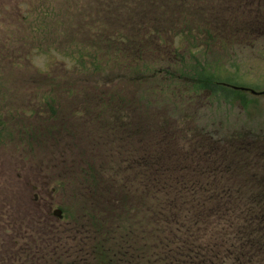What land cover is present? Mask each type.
Wrapping results in <instances>:
<instances>
[{"label": "trees", "instance_id": "trees-1", "mask_svg": "<svg viewBox=\"0 0 264 264\" xmlns=\"http://www.w3.org/2000/svg\"><path fill=\"white\" fill-rule=\"evenodd\" d=\"M96 1L107 8L113 4L118 10L101 16L97 8L88 7V12L95 11L97 16L89 20L83 13L73 16L60 7L56 20L51 22L58 23L57 31L67 37L71 36L67 31L75 37V33L83 35L81 27L93 29L91 40H86V35L81 37L86 43L70 40L74 46L84 45L76 61L81 60V54L88 58L91 55L92 67L98 69L96 74L103 70L107 76L108 70H115L128 87L127 94L110 91L97 103L103 110L96 112V120L113 124L108 136L118 141L102 145L100 141L105 137L99 133V138L85 139V145L74 139L65 143L66 152L78 156H86L87 146L94 156L104 153L103 158L113 146L118 148L114 156L117 169L106 186L96 187L97 192H89L87 199L82 196L86 207H90L86 213L90 212L97 234L87 237L88 229L84 228L82 244L71 259L68 255L65 259L66 251L65 260L59 257L57 240L53 252L37 257L33 242L41 237L38 227L44 226L49 236L56 237L58 233L48 225L49 217L41 204L31 199L34 209L29 212L30 206L22 211L20 203L25 199L17 201L18 190L9 191L10 198L0 195V264H264V136L230 133L222 139L193 129L189 131L193 137L187 138L186 125L192 122L184 114L190 108L191 88L216 86V92L232 100L245 92L252 94L248 88H234L236 77L232 82H222L227 65L224 61L218 66L207 62L200 66V61L205 55L237 59L241 55L229 43L238 40L244 43L242 48L264 44V0H250V5L248 0H239L243 3L225 6L224 13L219 12L222 7L214 0ZM172 1L174 4L168 3ZM32 3L30 0L36 12L37 6ZM173 5L178 10H167ZM23 14L24 22L29 23L30 17ZM110 15L114 25L123 28L115 34L108 29L112 26H107ZM45 30L37 29L35 34ZM202 31L209 40L198 43L200 36L204 38ZM226 32L238 40L225 42ZM175 39L186 44L189 39L192 46L176 50ZM215 40L221 43L218 50L223 51V57L208 51ZM87 44H95V52ZM202 47L206 48L203 52ZM68 48L66 45L67 57L78 54V48ZM98 62L104 64L99 66ZM129 88H140L142 94L135 95ZM143 88L164 95L161 103H148ZM87 91L86 88L85 94ZM50 114L49 121H55L54 111ZM178 119L183 120L182 125ZM60 127L51 129L52 137L61 131ZM78 145L82 151L74 154ZM85 165L92 169L88 162ZM59 166L62 168V163Z\"/></svg>", "mask_w": 264, "mask_h": 264}, {"label": "rangeland", "instance_id": "rangeland-1", "mask_svg": "<svg viewBox=\"0 0 264 264\" xmlns=\"http://www.w3.org/2000/svg\"><path fill=\"white\" fill-rule=\"evenodd\" d=\"M214 1L220 8L222 7L219 10L221 13L225 12V6L232 4L237 6L243 3L239 0ZM248 1L250 5L251 1ZM168 3L174 4V1ZM32 4L33 7L37 6L36 12L32 10L30 0H0V195L10 198L9 191L16 192L18 190L16 200L19 201L21 197L25 199L22 203L19 202L22 204L23 211L24 208L31 206L30 203H33L31 186H42L44 189L41 190L45 193L48 191V196L53 201L52 209H57V204L62 208L61 220L51 215L48 220L50 221L48 225L55 229L58 235L56 237L55 235L49 236V232L44 226L38 227L37 233H41V237L37 242H33V250L37 257L43 258L53 252L54 240H57L56 243H60V246L56 252L59 253V257L63 261L67 255L68 259L75 257V252L82 244L84 228L88 229L87 237H94L97 234L94 231L97 228L91 221L90 212L86 213V208L90 207H86L82 196L87 199L89 192L92 193L93 190L97 192L96 187H105L110 176L116 171L118 162L114 158L118 148L114 146L112 152L107 153L103 158L101 155L104 153L94 156L92 151H89L91 147H88L87 144L84 150L86 156L68 154V151L65 150V143L69 144L74 139L77 144L85 145L88 140H92L94 137L99 138V133L104 134L105 137V141H100L102 145L118 141L112 140L111 135L108 136V130L111 131L110 127L113 131L111 121L112 126L107 125L106 121L99 123L96 120V112L103 110V107L97 103L101 98L104 99L110 91H125L124 93L127 94L126 88L128 87L125 78L119 76V72L115 70L109 72L108 67L105 69L108 70L107 76L103 70L96 74L98 69H93L91 55L88 58L81 54L79 57L81 60L76 61L79 50L83 49L84 45L74 46L72 42L69 43L70 40L76 42L82 40L86 43L85 39L91 40L89 36L95 35L93 29L87 30L81 27L82 36L86 35L87 37L85 39L76 33L74 37L68 31L66 34L71 36L67 37L57 31L60 27L58 23L51 22L56 20L60 7L66 9L64 12L74 14L73 16H82L83 13L89 20H93L97 16L95 11L88 12V7L97 8V11L101 12V16L110 14L111 11L115 12L118 8L113 4V7L107 8L99 5V1L96 0H33ZM167 10L176 11L178 9L173 5L167 7ZM32 11L34 15H31ZM22 12L23 16L30 17L29 23L24 22L21 16ZM66 18L68 17L66 16ZM106 21L109 22L107 26H112L108 29L113 30V34L122 28L119 25H114L111 15ZM42 28H46L45 33L39 31L36 35V30ZM104 32L108 33L106 30ZM142 33L141 30L140 34ZM202 34L204 38L200 36L197 40L198 43L209 40L204 31ZM139 39L144 40V38ZM187 40L188 44L180 39H175L176 50H189L192 42ZM232 40H238V37H233L226 32L224 41ZM138 43L142 45L143 42L139 41ZM220 44L218 40H215L208 51L223 57V51L218 50ZM230 44H234L233 49L236 54L240 53L238 54L241 55L238 57L239 60L238 58L227 60L225 57L215 59L205 55L204 60L200 61V66L205 65L206 62L218 66L224 61L227 65L225 74L221 78L222 82L228 80L232 82V79L236 77L233 82L234 88H248L255 94L245 92L244 96H237L232 100L223 96L224 93L216 92L214 83V87L191 88L189 95L192 100L188 105L190 108L187 113H184L192 122L191 125H186L187 138L193 137L192 133H189L193 129L201 130L202 133H212L213 137H222V139H226V135L230 133L242 134L244 137L264 136V44L257 43L253 48H242L244 43L241 40ZM66 45L72 51L78 48V54H71V57H67ZM87 45L92 49L91 52H95V44ZM205 49L202 47L200 51L203 52ZM102 51L106 53L105 47H102ZM98 63L99 66L104 64ZM190 65L192 64L190 63ZM236 67L239 72L238 69H235ZM110 73L113 76L109 75ZM93 74L96 75L92 76ZM117 78L120 80H115ZM202 80L206 82L205 79L202 78ZM209 80L212 82L211 79ZM70 85L73 88H67ZM86 88L88 89L87 94L84 92ZM92 88L97 89L92 91ZM129 89L132 91L134 89L135 95L140 93L138 90L140 88ZM143 89L146 92L148 103L151 102L154 106L160 104L164 98V95L159 94L157 90ZM193 91H196L198 95L193 94ZM260 92L261 94H256ZM148 103L146 106H149ZM110 105L113 106L112 103ZM51 110L54 111V118H56L52 122L49 121L52 119ZM83 113H85L83 116L87 121L82 118ZM179 115L182 119L181 115L183 114ZM182 121L178 119L180 125H182ZM176 124L178 127L180 126L178 123ZM59 126H61V131L52 137L51 129ZM180 128H184V126ZM86 133H89V138ZM56 144H58L57 148ZM81 151L82 146L78 145L73 153L78 154ZM87 162L92 168L90 170L95 171L94 173L88 170L85 165ZM60 163H62V168L59 166ZM103 173L109 175L105 177ZM98 195L96 193L95 197ZM45 198L49 200L46 196ZM34 207L31 206L29 212ZM40 238L41 241H39Z\"/></svg>", "mask_w": 264, "mask_h": 264}, {"label": "flooded vegetation", "instance_id": "flooded-vegetation-1", "mask_svg": "<svg viewBox=\"0 0 264 264\" xmlns=\"http://www.w3.org/2000/svg\"><path fill=\"white\" fill-rule=\"evenodd\" d=\"M30 188H31L30 189V192H31V195H32V200L34 202H38L41 205L43 204L42 205V207L44 208L43 210L48 215V217H50V215H51L52 217H57V218H59V220H61V217H62V208H61V206L59 204H57L58 205L57 206V209H52L53 208L52 207L53 201H51L50 196H48V191H47V193H45L43 190H41V189H44V187H42V186L40 187V186H35L34 185V186H31ZM45 196L49 200H47L45 198ZM56 211H58L60 217H58L56 215Z\"/></svg>", "mask_w": 264, "mask_h": 264}, {"label": "water", "instance_id": "water-1", "mask_svg": "<svg viewBox=\"0 0 264 264\" xmlns=\"http://www.w3.org/2000/svg\"><path fill=\"white\" fill-rule=\"evenodd\" d=\"M250 92H251L252 94H255L253 91H250ZM56 215H57L58 217H60L58 211H56Z\"/></svg>", "mask_w": 264, "mask_h": 264}]
</instances>
